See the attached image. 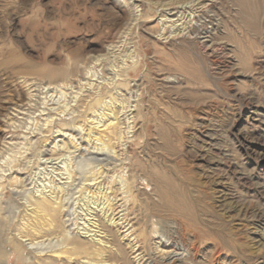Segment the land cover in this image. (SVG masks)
Wrapping results in <instances>:
<instances>
[{
  "label": "rangeland",
  "instance_id": "obj_1",
  "mask_svg": "<svg viewBox=\"0 0 264 264\" xmlns=\"http://www.w3.org/2000/svg\"><path fill=\"white\" fill-rule=\"evenodd\" d=\"M0 264H264V0H0Z\"/></svg>",
  "mask_w": 264,
  "mask_h": 264
},
{
  "label": "bare ground",
  "instance_id": "obj_2",
  "mask_svg": "<svg viewBox=\"0 0 264 264\" xmlns=\"http://www.w3.org/2000/svg\"><path fill=\"white\" fill-rule=\"evenodd\" d=\"M152 174L155 175V173H152ZM156 178H157V181L154 184H152L151 179L148 183V185L152 184L151 192L154 194L156 198L150 197V195H146L145 203L142 202V200H139L138 203L137 202L135 203V202H132L133 199L131 200L132 203H130L131 198L130 196L127 197L126 195V200H124L126 201V204H125L126 207L125 208L122 207L124 210L120 215H118L119 211L116 210L115 206L113 207V211H115V213H113V216H111L110 221H112L113 219L114 224L115 223L117 225L122 224L123 228L126 227L124 230L128 231L131 235L134 234V238L136 236V239H140L139 236L141 234V231L138 230L139 232L136 233L137 228L135 227L134 223L137 220V215L135 214L132 208V206L134 205H137L138 207V215L140 212L142 213V208H143L144 212L147 213L149 217L151 218L155 217L156 219L161 220V219H164V213L165 212L167 213V211L168 212L170 211V212L176 213L178 216L181 217L182 220L180 219V221L179 220L178 221L182 225L185 224L190 227L197 225V221H196L197 218L194 214L193 209L191 208L192 207L191 203L183 196V194L179 193L177 187L174 185L171 179H169V177H165L162 174H157ZM140 183L142 184L143 182L141 181ZM143 186L147 188L146 184ZM48 203L49 202L40 201L36 203V207L39 210L45 209L49 205ZM98 231L100 233H103L106 231V229L99 228Z\"/></svg>",
  "mask_w": 264,
  "mask_h": 264
}]
</instances>
